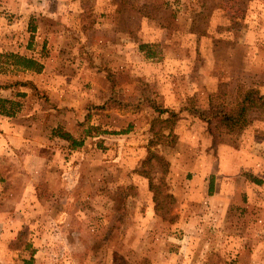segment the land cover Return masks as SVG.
I'll use <instances>...</instances> for the list:
<instances>
[{
	"label": "rangeland",
	"instance_id": "rangeland-1",
	"mask_svg": "<svg viewBox=\"0 0 264 264\" xmlns=\"http://www.w3.org/2000/svg\"><path fill=\"white\" fill-rule=\"evenodd\" d=\"M0 52V264H264V118L201 115L264 92V0H0Z\"/></svg>",
	"mask_w": 264,
	"mask_h": 264
},
{
	"label": "trees",
	"instance_id": "trees-1",
	"mask_svg": "<svg viewBox=\"0 0 264 264\" xmlns=\"http://www.w3.org/2000/svg\"><path fill=\"white\" fill-rule=\"evenodd\" d=\"M3 57L7 58L11 64L24 70L41 72L44 67L43 63L38 59L19 53L0 52V59ZM225 94L226 90L220 88L216 94L212 95L208 111L201 114L209 123L210 130L213 132L217 129H224L228 133H239L252 124L254 120L264 118V92L261 89L248 87L240 90L236 101L233 103H228L224 100V97H226ZM8 102L11 104L14 103L11 100L0 98V112L7 116H12L15 114V111H9L7 107L6 109L3 108L5 106L4 104ZM163 112L168 111L164 110ZM96 129L98 127L90 125L87 132L88 134H92L93 130ZM55 135L63 140L69 141L72 147H78L83 144L82 141L61 127L55 130ZM155 156L157 157V155ZM157 200L159 199L156 197V202Z\"/></svg>",
	"mask_w": 264,
	"mask_h": 264
},
{
	"label": "crops",
	"instance_id": "crops-1",
	"mask_svg": "<svg viewBox=\"0 0 264 264\" xmlns=\"http://www.w3.org/2000/svg\"><path fill=\"white\" fill-rule=\"evenodd\" d=\"M33 54L34 55L30 54L29 56H33L36 58V56H37L36 53H33ZM11 87L12 88H7V89L2 88L0 91L3 92V94H0V96L6 97V90H7V91H10V94H12V96H10L9 99L14 100L15 97L13 96V91H14V95L16 96V93L19 92V90L15 89V86H11ZM5 109H6V107H5ZM14 119H16V117H14V114L12 116H7V115L2 114V112H0V157H2L6 153V137H7V135H6V123L8 125V123L13 121Z\"/></svg>",
	"mask_w": 264,
	"mask_h": 264
}]
</instances>
